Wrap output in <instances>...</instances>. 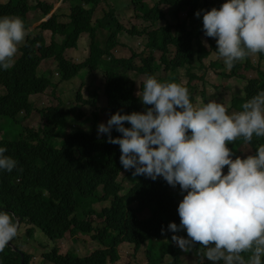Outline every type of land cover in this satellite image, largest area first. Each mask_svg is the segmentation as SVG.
Segmentation results:
<instances>
[{
  "label": "clouds",
  "instance_id": "1",
  "mask_svg": "<svg viewBox=\"0 0 264 264\" xmlns=\"http://www.w3.org/2000/svg\"><path fill=\"white\" fill-rule=\"evenodd\" d=\"M139 1L145 2L148 8L152 9V13L156 14L155 10L157 9L162 12V15L158 16L156 14L158 16L157 19H145L144 16L146 14L144 10L139 8ZM187 1L189 3L183 8L176 6L169 8L163 0H155L154 3L149 0H130V2L126 3L129 5L128 14L135 13L142 20L152 25H158L154 28L143 27L141 30L138 29L136 34L130 32L133 26L130 30L125 29L128 30L130 35L118 34V43L120 37L135 38V35L145 36V45L150 49L148 56L142 58L141 62L143 63L144 60L149 65L152 74H147V78L141 83L142 91L139 90L137 93L136 87L133 89V95L137 99L139 111L131 112V108H126L128 113H122L118 110L112 114L111 109L108 110V95L115 87V81L110 72L101 66L92 68L88 64L93 59L91 55L80 63L74 62L65 55L67 49L78 46V40L76 46L65 47L58 52L55 51L50 57L57 61L58 73L61 65L63 67L71 64L81 65L79 71L70 78L63 80L59 74L60 80L65 85L75 82L79 78L78 74L83 67L88 68L89 74L100 69L103 71L105 78L103 94L106 98V104L99 105V103H102L100 94L97 92L96 87L93 90L91 89L94 80L88 84L82 80L85 86H88L87 97L78 89L76 99L79 103L75 105L82 116L81 119L78 118V121H81L83 128L94 120V113L97 112L99 114L97 122L98 135H107L108 143L119 145L121 152L120 164L124 169L118 174L117 181L122 185L123 192L133 189L140 181L138 177L140 175L153 181L162 177L173 188L179 185L180 190L172 189V192L175 196L176 204L178 203L177 200L182 199L177 209L180 224L177 225L175 222H170L167 226V231L174 233L171 237L172 242L182 250L178 257L182 253L195 250V255L198 256V260L200 259L199 263L263 264L264 144H261L257 150L253 146L259 145L264 140V76H259L260 71L264 70V62L259 68H254L260 62L259 53H264V0H207L205 4L206 10H198L203 0ZM65 3L66 0H61L60 6L55 7L48 2H38V6L35 9L39 7L42 9V17L38 20V26L31 31L33 33L40 29L39 33L34 36H31V34L27 35L29 32L28 24L20 16L2 15L0 17L1 70L5 71L14 66L15 61L22 53V47L25 43H28L29 39L41 35L45 47L63 41V33L55 32L51 28H44L40 24L48 20L55 12L58 13L59 8ZM215 4H217L218 9L216 7L209 8ZM47 5H51L52 8L49 13L44 14V8ZM97 6L95 10H97ZM32 7L30 4L26 15ZM71 7L67 11L68 20H59L58 23H68L70 21ZM129 9H132V11L129 12ZM184 10L189 12L190 19L193 17L200 18L201 13H203L204 35L216 40L217 54L223 58L225 65L219 61L221 68L227 71H223L219 75L221 77H235L240 82L245 81V85H243L241 90L232 94L238 97L234 106L229 105L226 108L222 103L215 100H210L200 106L194 105L193 102L195 100L191 101L189 93L195 96L193 93L195 91L190 87L187 88L183 84L171 80L173 71L167 69V63L164 59L170 61L175 55L170 58L168 53L160 49L155 41L149 39L150 32H158L159 38H166L170 43L172 39L183 33L182 28L191 29L193 21L191 20L190 23H187V21L182 19L181 11ZM109 12L114 13L119 22L124 25L119 18L118 10L114 6L108 10L101 9L102 16L98 19H101L105 13ZM58 15L60 19L61 14L58 13ZM98 19L93 22L92 17V25L97 24ZM135 29L137 30L136 27ZM46 30H50L51 35L62 36V39L57 42L52 38L50 42H47L44 36V31ZM86 32L91 36L89 31ZM193 33L198 35L201 32L195 34L193 31ZM24 40L25 42L22 43ZM94 42H97L96 55L101 52L105 63L120 59L114 57L110 52L114 45L107 43L103 48L98 41ZM91 43H93L92 37ZM192 45L196 46L195 39L192 41ZM35 46H40V41H37ZM106 50H109V53H104ZM154 51H161L159 62L156 61ZM190 52L195 56V51V54L189 51V46H187L184 49L185 56L190 55ZM106 55H109V57H106ZM134 56L135 53L129 58L122 59L133 58L134 65H141L142 63L138 64L134 61ZM50 57H44L38 63L33 61L37 75H42L48 80H50V77L43 75L39 69L47 65ZM40 63L41 67L38 68ZM246 63H248L247 71L250 72L246 74V71L243 78L237 76V74L225 75L233 72L238 64ZM162 67L171 72V76L168 79H163L154 74L155 71L162 69ZM184 67H186L187 72H190L193 66L191 64L178 66L176 71ZM124 70L130 79L134 78L130 71L138 72L130 66L125 67ZM84 77L82 78L84 79ZM134 79L132 80L134 81ZM256 79H258V82L253 87ZM249 86H251L253 91L250 96L246 91ZM41 94L42 92L30 94V107L18 104L13 111V113H16L15 117L22 110L26 112V109H34L33 97ZM64 101L59 98L58 104L63 105ZM141 103L146 106L145 109ZM50 107L53 106L42 109L41 115H45ZM104 109H106V113L101 117L100 110ZM126 124L130 126H126ZM113 129L121 135L113 137ZM6 151V148L0 147V170L11 172L16 168L17 162L10 156H6ZM82 161V159L75 161L68 169H60L61 179L52 183L61 182L62 186L67 184L76 186L81 175V167H83ZM225 168H227V173L224 171ZM133 169L134 171H129ZM70 170L71 172L67 174ZM84 174L88 176L86 169ZM124 180L130 182L131 186L126 187L123 183ZM181 193H184V195L182 196ZM45 194L49 195V192L46 190ZM98 202L109 203V205L97 211V216L102 219L101 225L94 226L92 221L84 218L89 213L95 212L91 210L81 220V222H91V230L84 231L79 228L76 229V233L71 234L69 232L68 236L74 242L85 241V245H87L89 250L87 254L96 251L104 256L107 252V245L103 231L97 230V228L103 227L107 218L112 217V212L109 209L114 204V197L107 196L105 200ZM102 212L106 213L103 217H100L98 213ZM114 213H116V210ZM126 215L124 216L126 217ZM125 223L122 220V227L125 226ZM24 225L28 226L26 235L30 236L29 232L32 225L29 213L22 214L18 211L12 212L10 210L8 212L0 211V264L6 263L9 258H12L13 264H18L19 261L21 264H25V256L29 253L32 255L30 263L35 258V255L33 256L31 252L24 249L20 244L21 230ZM37 229L40 230L39 228ZM165 232L166 230L162 227L161 235H165ZM178 232H180L179 235H175ZM78 236L83 239L77 238ZM86 237H90V240ZM62 239H55L57 241L56 246L44 252V258L52 264L55 263L47 258L48 253L55 248L59 250V253L68 252L62 251L59 247L60 244L58 242H61ZM125 243L127 242H122L119 246L123 247ZM134 247L135 245L132 243V249ZM245 254H247V259H245ZM183 262H185V257H179V263ZM197 262L194 264H198Z\"/></svg>",
  "mask_w": 264,
  "mask_h": 264
},
{
  "label": "trees",
  "instance_id": "2",
  "mask_svg": "<svg viewBox=\"0 0 264 264\" xmlns=\"http://www.w3.org/2000/svg\"><path fill=\"white\" fill-rule=\"evenodd\" d=\"M99 1L73 0L68 23H58L59 15L55 12L40 26L63 33V41L45 47L41 35L29 39L28 43L22 47V53L15 61L14 66L5 71L0 69V84L4 86V92L2 95L0 94V147L6 148L5 155L17 162L16 168L11 172L0 170V211L29 213L32 225L29 235H34V227L41 230L39 233L42 239L35 240V250L39 252L43 247L42 242L46 238H64L69 235V232L76 233V229L79 228L84 231L91 230V222H81L82 218L92 210L94 202L105 200L107 196H113L114 204L109 209L112 212V217L107 218L103 227L97 228V230L103 231L107 245V252L104 256L96 251L87 255L74 254L70 251L59 253V250L55 248L47 254V258L55 264H161L167 254H171L174 258L166 264H184L185 262L179 263V249L172 245L171 237L174 233L167 231L170 222L180 224L177 209L182 199L177 200L176 204L172 192V189L180 190L179 185L173 188L162 177L153 181L140 175L138 176L140 181L136 186L123 192L122 185L117 181L118 174L124 169L120 164V148L119 145L108 143L107 135H98L99 114L97 112L94 113V120L89 122L85 128L81 126V121H78V118H82L78 107L75 104L70 105L71 103L69 104L66 100L63 105L58 104L50 107L47 113L42 115L43 123L37 130L22 126L21 122L14 118L16 113L13 111L18 104L30 107V94L44 92L52 84L42 75H37L33 61L38 63L42 58L53 55L55 51L76 46L79 35L86 31L90 32L93 39L91 52L93 59L88 64L92 68L101 66L108 70L115 81V87L108 95V110L111 109L112 114L118 110L128 113L126 108H131V112L139 111L137 99L133 95L134 82L124 68L130 66L138 72L148 74H152L151 69L144 60L141 65H134L133 58L114 59L105 63L101 52L96 55L97 42L94 41H97L98 27L109 30L107 42L109 45L117 44L118 34L126 29L114 13L110 12L98 19L97 24L92 25L91 19ZM85 2L88 5L93 4V6H86ZM163 2L169 8L174 6L183 8L189 3L187 0H163ZM138 5L144 10L146 14L144 18L147 20L157 19L162 15V12L157 9L155 13L158 16L152 13V9L150 10L145 2L139 1ZM213 7L218 9L217 4L209 8ZM29 8L28 0H8L6 4L0 3V17L16 15L26 22V12ZM51 8V5H47L44 8V14L49 13ZM182 31L183 35L172 39L170 43L166 38H159L158 32L149 33V39L155 41L165 53H168L170 44L175 45V57L170 61L164 60L167 63V69L173 71L171 80L178 83L180 81L176 76V68L186 64L193 66L192 64L195 62L191 52L190 55L185 56L184 49L187 46L193 53L198 49L196 55L197 63L200 66H203L204 56L209 55L201 41L195 47L192 45L194 33L191 29L184 27ZM130 32L136 34L138 29L133 27ZM37 41H40L38 47L35 46ZM104 53H109V50ZM259 56L260 62L254 68H259L264 62V53H259ZM212 64L221 67L218 61H213ZM80 68L81 65L78 64L66 67L61 65L59 74L65 80L75 75ZM247 70L248 63L238 64L233 72L225 75L237 74L243 78ZM188 75H190V80L197 77L194 72L188 71ZM259 76H264V72L260 71ZM257 82L258 79L254 80L253 87ZM183 85L189 87V83ZM57 87V84H53L54 89ZM191 89L196 90L193 86ZM246 91L249 96L253 93L251 86ZM189 94L193 102L195 96ZM201 94L206 96V91L203 90ZM217 94L222 95L219 92ZM237 100L238 97L232 95V106L236 104ZM207 102L205 100L203 103ZM32 112L33 109H26L25 116L31 115ZM126 126L130 125L126 124ZM120 135L113 129V137ZM261 144H264V140L259 145H254L253 148L257 150ZM81 159L83 167H81V175L76 186L71 184L62 186L61 182L52 183L61 179L60 169H68L75 161ZM85 169L88 176L84 174ZM129 171L132 172L134 169ZM70 172L71 170L67 174ZM46 190L49 195L45 194ZM131 203L135 205L130 207ZM115 210L116 213H114ZM146 211L149 216L141 218L138 215V213ZM105 213H98V215L103 217ZM125 214H127L126 217ZM122 220L126 222L124 227H122ZM162 227L166 230L165 235H161ZM179 233H175V235H179ZM159 237L165 239L159 240ZM122 242L127 243L120 247L119 244ZM132 243L135 247L128 250L132 247ZM143 244H146L147 247V261H144L139 253ZM31 257L30 253L26 254L25 264H30ZM245 258L247 259V254H245ZM11 259L9 258L4 264H13ZM199 262L200 259L198 264H212ZM262 263L264 264V257H262ZM18 264H21L20 261Z\"/></svg>",
  "mask_w": 264,
  "mask_h": 264
},
{
  "label": "rangeland",
  "instance_id": "3",
  "mask_svg": "<svg viewBox=\"0 0 264 264\" xmlns=\"http://www.w3.org/2000/svg\"><path fill=\"white\" fill-rule=\"evenodd\" d=\"M8 0H0L1 3H5ZM48 2L53 4L55 7L60 6L61 0H28V2L33 6L32 9L28 12L26 15L25 21L28 24L29 32L27 35L31 34V36L36 35L39 33L40 29L36 30L35 32L31 33V31L38 26L39 22L38 20L42 17V9L37 8L38 2ZM151 3H154L155 0H149ZM211 1V0H210ZM100 2V1H99ZM98 2V3H99ZM130 0H102L100 4L97 6V10H95V13L93 14V22L102 16L101 9H110L111 7H115L118 10L119 18L123 21L124 25L126 26V29L130 30L133 26L137 29H142L143 27H150L154 28L158 25H152L149 22H146L142 20L141 18L137 17L135 13L128 14L127 9L129 7L128 3ZM207 0H203V2L200 4L199 9H205V4ZM72 0H66V3L63 4L59 10L58 13L61 14L60 21L62 20H68V13L67 11L71 7ZM86 6L92 7L93 4H87L84 3ZM113 4V5H112ZM206 10V9H205ZM132 9H129V12H131ZM182 19L187 21V23L192 22L191 29L197 34L198 32H201L198 35H194L195 44H197L199 41H201L202 45L204 46L206 52L209 53V55L204 56V59L202 60V65L200 66L198 62V58L196 54H198V49L195 50V62L193 63V67L190 69V72H194L197 74V78H192L190 80V75H188L186 67L179 68L176 71V76L179 77V81L182 84L189 83V87L191 88L196 87V90L194 93L195 95V101L193 102L194 105L200 106L204 104L203 102L215 100L219 103H222L226 108L229 107V105H232V94L236 91L241 90L243 85H245V81L240 82L235 77H221V73L225 70H222L221 67H217L212 64L213 61H220L223 65V58L219 57L217 54V44L216 40L214 38H209L204 35L203 32V24H202V15L201 17H193L192 19L189 18V12L188 11H181ZM128 30H124L120 33V35H130ZM109 30L103 27H98L97 30V36L96 40L99 42L101 47H105L107 44V40L109 38ZM26 35V37H27ZM183 35V33L181 34ZM44 36L47 40V42H50L52 38H54L57 42H59L62 39V36L60 35H51L50 30L44 31ZM25 37V40H26ZM145 36L141 35H135V38H128V37H120L119 43L117 45H114L110 52L113 54L116 58H129L134 53V61H136L138 64H141V59L148 56L150 49L146 47L144 42ZM22 41V43L25 42ZM92 52V43H91V36L89 33L85 32L82 33L81 36L78 39V46L74 48L67 49L65 52V55L67 58L73 60L76 63H80L87 59ZM161 55V51H154V56L156 58V61L159 62V58ZM175 55V46L170 45L169 46V52L168 56L170 58H173ZM106 57H109V55H106ZM245 61V60H243ZM219 62V63H220ZM242 62V61H239ZM256 64H258L256 62ZM225 66V65H224ZM41 67V63L39 64V67ZM122 68V67H121ZM39 71L48 77H50V80L52 81V85L49 86L44 92H42L39 96L33 97V104L34 109L31 115L25 116L26 112L22 110L16 117V121H20L22 126L30 127L34 130H37L41 126L42 122V115L41 110L49 107V106H55L59 103V98L66 100L69 102L70 105L78 104L79 101L76 99L77 90L80 89L82 93L87 97V88L88 86H85L84 82L86 84L92 82L94 80L93 86H91V89L93 90L95 87L97 88V92L100 94V99L102 103H99V105H105L106 104V98L103 94L104 84H105V78L103 76V71L96 70L89 74L88 68L83 67L82 70L78 74V79L75 82H71L69 85H65L62 80H60V75L58 73L57 68V61L50 57L48 59L47 65H45L44 68L39 69ZM264 71V70H263ZM227 72V71H225ZM250 71H247L246 74H248ZM130 74L132 75V79H134V88L136 87V92L138 93L139 90L142 91L141 83L144 82V80L147 78L148 73H138L136 71H130ZM154 74L158 77H161L163 79H168L171 76V72L168 70L159 69L154 72ZM220 74V75H219ZM83 76L84 79L82 78ZM75 78V77H73ZM82 80L84 82H82ZM190 81V82H189ZM53 84H57L58 87L56 89L53 88ZM189 90V89H188ZM205 90L206 96H202L201 92ZM4 92V86L0 84V94L2 95ZM222 93V95H218L216 93ZM59 97V98H58ZM141 102V101H140ZM142 107L145 109L146 106H144L141 103ZM106 113V109L100 110L101 117L104 116ZM240 156V155H239ZM224 171L227 173V168L224 169ZM124 185L126 187L131 186V183L127 180L123 181ZM181 195L183 196L184 193ZM109 205L108 202H95L92 204V210L95 211L93 213H89L87 216H85V219H88L93 222L94 226H100L102 219H100L97 216V211H100L103 207ZM135 204H130V206H134ZM147 212V211H146ZM138 213V215L141 218H145L146 216H149V213L147 212ZM27 225H24L21 233L22 236L20 237V244L21 246L26 249L27 251L31 252L33 255H35V258L32 259L30 264H52L50 263L46 258H44V252H47L54 248L57 244V241L52 238H46L43 240L42 244L43 247L39 252H36L35 250V240L36 239H42L39 231L37 228H35L34 235L33 236H27L26 230ZM77 238H80L79 236ZM88 240H90V237H86ZM80 239H83L82 237ZM160 239H165L164 237H159ZM60 244V249L64 252L71 251L74 253H77L79 255H84L89 252L87 245H85V241L82 242V240L78 242H74L68 235L61 240V242H58ZM172 245L179 249L180 252L182 250L174 243L172 242ZM197 246V245H196ZM93 248V246H91ZM146 244H143L140 248L139 253L142 256V259L144 261H147V252H146ZM132 249L129 248L128 250ZM195 251V250H194ZM188 252V253H182L179 257H185V263L184 264H194L198 260V256L195 255V252ZM126 256V255H125ZM174 257L167 254V257L161 262V264H166L167 262H170ZM246 259V258H245Z\"/></svg>",
  "mask_w": 264,
  "mask_h": 264
}]
</instances>
